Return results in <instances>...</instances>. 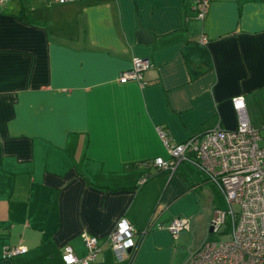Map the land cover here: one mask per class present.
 <instances>
[{"label":"crops","instance_id":"crops-1","mask_svg":"<svg viewBox=\"0 0 264 264\" xmlns=\"http://www.w3.org/2000/svg\"><path fill=\"white\" fill-rule=\"evenodd\" d=\"M192 1L0 5V258L21 245L12 264H65L67 245L86 255V233L93 264L185 263L182 238L158 226L194 218L215 185L191 160L172 175L142 165L168 158L159 128L173 144L235 129L239 95L264 126V0H211L203 20ZM135 56L152 63L145 84L120 83ZM122 218L135 247L118 259L107 236Z\"/></svg>","mask_w":264,"mask_h":264},{"label":"built area","instance_id":"built-area-1","mask_svg":"<svg viewBox=\"0 0 264 264\" xmlns=\"http://www.w3.org/2000/svg\"><path fill=\"white\" fill-rule=\"evenodd\" d=\"M7 0H0V5ZM50 2H71L74 0H49ZM211 0H193L191 9L194 16L203 20ZM201 38V42L205 43ZM152 66L150 59L135 56L131 69L119 77L120 83L136 81L145 84L143 73ZM236 112L235 129L215 126L198 132L185 141L173 144L167 131L160 127L159 133L166 147L168 158L158 157L150 161L151 166L174 174L184 161H193L203 171L208 182L214 184L223 194L228 210L216 209L209 222L212 232L218 233L221 226L231 224V237L228 240H205L202 245L187 257L184 264H264V126L256 127L249 119L245 99L242 95L232 98ZM147 177L140 179L145 183ZM240 210L234 212L232 205ZM188 217L176 216L167 224L158 227L169 231L173 237L191 230ZM146 231V230H145ZM142 234H144V232ZM134 226L122 218L107 236L110 247L118 259L135 247ZM87 250L83 258L75 255L69 245L64 247L65 264H93L101 248L98 238L83 234ZM27 252L21 245L4 246L2 259L11 260Z\"/></svg>","mask_w":264,"mask_h":264},{"label":"rangeland","instance_id":"rangeland-1","mask_svg":"<svg viewBox=\"0 0 264 264\" xmlns=\"http://www.w3.org/2000/svg\"><path fill=\"white\" fill-rule=\"evenodd\" d=\"M260 145L264 146V140L260 142ZM197 192L196 205L198 209L194 213V218L190 217L191 230L189 232H182L179 235L184 242V246L188 249H185L187 255H189V251L199 248L205 240L210 239L224 241L230 239L231 237V224L229 222L221 226L218 233L209 232V222L214 211L216 209L228 210V205L222 192L216 186L207 185L198 189ZM232 209L234 212H238L240 210V206L238 204H234L232 205Z\"/></svg>","mask_w":264,"mask_h":264},{"label":"water","instance_id":"water-1","mask_svg":"<svg viewBox=\"0 0 264 264\" xmlns=\"http://www.w3.org/2000/svg\"><path fill=\"white\" fill-rule=\"evenodd\" d=\"M138 35H139V38H140V40H142V41H144L145 39H146V35H145V32H144V30H139L138 31ZM191 226V225H190ZM213 230H212V228H209V232H212ZM193 237V236H192ZM191 244H192V239H191ZM190 244V245H191ZM189 245V246H190ZM189 246H187V247H189ZM187 249V248H186ZM188 250V249H187ZM194 252V251H193ZM190 253V255L192 254V252H189ZM189 255V256H190ZM187 260V259H186ZM185 260V261H186ZM184 261V262H185ZM0 264H12V261L11 260H6V259H2V258H0Z\"/></svg>","mask_w":264,"mask_h":264},{"label":"trees","instance_id":"trees-1","mask_svg":"<svg viewBox=\"0 0 264 264\" xmlns=\"http://www.w3.org/2000/svg\"><path fill=\"white\" fill-rule=\"evenodd\" d=\"M18 17L24 19L25 21H30V19H29L27 16H24V15H22V14L18 15ZM142 165L147 166V167H154V166H151L150 161H144V162L142 163ZM154 168H155V169L157 170V172H159V173L162 172V173H165L166 175L169 174L168 171L160 170V169L157 168V167H154Z\"/></svg>","mask_w":264,"mask_h":264}]
</instances>
